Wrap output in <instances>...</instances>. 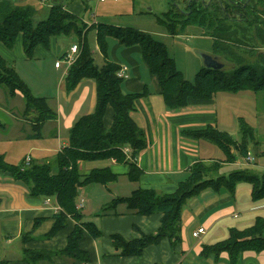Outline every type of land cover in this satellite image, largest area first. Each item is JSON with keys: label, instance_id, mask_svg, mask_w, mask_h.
Instances as JSON below:
<instances>
[{"label": "trees", "instance_id": "obj_1", "mask_svg": "<svg viewBox=\"0 0 264 264\" xmlns=\"http://www.w3.org/2000/svg\"><path fill=\"white\" fill-rule=\"evenodd\" d=\"M175 9L157 18L171 36H180L189 25L202 30V36L208 37L213 43L214 56L220 55L234 64L228 73L201 69L197 72L194 82L185 80L177 70L174 60L166 53L165 45L152 39L148 34L130 28H120L97 23L89 27L96 32V44L102 54L104 64L101 68L94 66L92 51L89 49L86 33L81 35L78 25H86L64 6L53 0L49 7L47 18L32 23L34 10L31 7L11 6L6 0H0V43L12 48L18 37L28 58L32 57L38 46L47 47L52 37L68 36L74 33L79 40V54L69 67L65 78L67 89L74 88L81 80L90 79L95 83L96 105L92 114L80 117L68 133L67 146L57 154L52 163H35L25 160L17 166L7 164L0 156V171L9 174L13 180L26 185L29 194L36 197H54L60 207V212L54 215V225L49 235L55 234L65 225L66 218L76 222L68 236L67 245L60 253L64 257L79 260L88 264V255L81 251L78 242L86 231L90 237L97 239L100 231L92 223H81V214L75 208L78 190L81 187L94 184L108 185L117 176L109 168L93 170L81 174L79 162L95 160H114L116 163L127 164V176L132 182H137L142 175L134 162L127 161L121 153V148H131V158L145 148L146 139L131 118L135 102L144 93H124L123 78L117 77L118 65L106 60L107 38L111 37L125 47L138 46L142 60L149 72L156 76L161 88V96L167 110H176L186 105L189 98L210 99L218 93L234 94L247 90L261 95V106L264 110V63L260 60L252 64H242L236 49L224 46L225 41H232L238 48L244 47L251 52L264 49V0H182L185 9L176 7L175 0H169ZM173 15V16H172ZM263 57L262 53L257 55ZM62 58V57H61ZM220 58V57H218ZM0 87L8 96L16 92L24 99L26 116L34 114L30 119L31 135L29 138H40L44 123L54 119V113L48 108L46 99L35 97L26 84L16 74L14 68L0 56ZM113 111V122L110 128H105L103 117L106 108ZM3 126L0 124V128ZM240 133L242 142H235L227 133L214 128L192 133L199 140H206L218 147L225 155V161L233 163L231 148L238 149L245 158L248 150L244 138L250 135V130L242 125ZM260 155H264V151ZM220 165L217 163H195L191 166L185 180L178 183L172 194H161L153 189H137L127 198L113 200L103 208V213L111 212L118 204L139 216L160 214V226L153 235H143L138 239L125 241L118 235H112L111 241L122 257H137L151 245L167 239L175 247L180 243V214L185 202L203 190L227 189L233 192L239 182L251 185L252 198L264 197V173L261 176L246 171H237L227 176L216 174ZM56 172H52V168ZM264 250V219L258 218L255 223L244 230H231L228 239L204 248L205 255H218L226 252L231 262L237 260L244 251ZM48 255L28 252L24 253L27 264H36L38 259ZM0 264H6L0 261Z\"/></svg>", "mask_w": 264, "mask_h": 264}, {"label": "crops", "instance_id": "obj_2", "mask_svg": "<svg viewBox=\"0 0 264 264\" xmlns=\"http://www.w3.org/2000/svg\"><path fill=\"white\" fill-rule=\"evenodd\" d=\"M65 9L76 15L72 3ZM18 38L22 49L20 61L37 59L35 51L38 47L44 50L53 48L54 52H57V48L50 45L51 40L55 38L52 37L47 47H36L32 57L28 58L24 53L21 38ZM69 48L67 46L54 63L61 59ZM10 49L7 48L9 50L7 52H10ZM137 54L142 60L138 46L125 47L116 41L112 44L110 55L106 54L105 57L107 61L125 69L122 83L124 93H144L136 100L130 115L146 139L145 148L134 160L142 175L137 182L130 181L127 176V164L116 163L114 160L78 163L81 174L109 168L117 176L116 180L107 186L94 184L78 190L75 208L77 209L80 203L83 204L81 209H77L81 214V223H92L101 233L99 238L93 239L83 231L78 242L79 249L88 255V264H264V250L244 251L234 262L230 261L226 252H220L218 255L213 253L205 255L203 252L206 246L228 239L231 230L241 231L251 227L258 218L264 219V197L253 199L251 185L243 182L237 183L233 192L224 188L218 191L206 189L187 200L180 214L178 246L173 247L167 239H162L158 244L146 247L137 257H122L120 251L115 249L111 241L112 235H118L125 241L138 239L143 235H153L160 226L161 215L154 213L139 216L128 211L122 204L116 205L111 212L103 213V208L110 205L113 200L127 198L137 189H153L161 194H172L176 191L178 183L187 178L191 166L198 162L221 165V169L224 168L223 174L219 171L216 173L218 176H227L237 169L235 161L233 163L225 161V155L218 147L192 135L206 127L227 133L231 116L225 114L227 107L220 106V100H227L221 96L229 94L218 93L210 99L189 98L184 107L167 110L158 79L149 72L142 60L145 68L143 69ZM0 56L14 68L31 91L24 74L19 72L17 63L9 62L2 54ZM53 58L52 55H46L42 59L48 62ZM62 65L59 68L54 66V69L58 70ZM68 69L69 67L65 65L63 76L58 78L55 84L54 96H37L31 91L35 97L45 98L48 108L55 115L54 119L44 123L40 138H29L30 119L35 116L34 114L26 116L23 109L19 117L9 110L12 108L8 107L11 105L8 102L1 107L0 124L3 127L0 131L5 130L2 118L5 112H9L12 118L20 123L15 138L0 135V156L7 164L17 166L26 157L35 163H52L57 154L67 146L68 133L74 123L80 117L94 112L96 105L94 81L83 79L74 88L67 89L65 78ZM5 95L11 100L20 98L24 106V99L20 93L16 92L10 97L5 91ZM48 101H52L53 104H49ZM112 122L113 111L107 107L103 117L104 127L110 128ZM118 180H122L121 183ZM114 184L116 192L111 190ZM104 191L107 192L108 198ZM105 198L106 201L103 203ZM46 199H50L49 203H46ZM88 203L98 204L99 209L104 206L101 209L102 214H86ZM55 206L59 205L54 197L31 196L26 185L0 171V261H5L6 264H27L24 261V253L28 251L48 255L38 259L36 264H85L60 254L76 225L73 219L66 218L64 227L49 235L55 222ZM200 228H204V233L200 234L198 239L193 238L192 233Z\"/></svg>", "mask_w": 264, "mask_h": 264}, {"label": "rangeland", "instance_id": "obj_3", "mask_svg": "<svg viewBox=\"0 0 264 264\" xmlns=\"http://www.w3.org/2000/svg\"><path fill=\"white\" fill-rule=\"evenodd\" d=\"M6 1H8L11 6L23 8L31 7L34 10L32 16V23L34 26L37 23L46 20L49 7L53 3V0ZM203 1L207 2L208 0ZM58 2L61 3L64 8H68L70 3H72L74 13L86 25L85 28L78 25V30H82L81 35L87 32L86 40L89 49L92 51L93 64L98 68H101L104 64V59L96 44L95 29H89V26L96 23H103L107 26L113 27L130 28L150 35L152 39L165 45L166 53L174 60L177 70L185 80L191 83L194 82L197 72L201 69H205L202 56L214 55L212 40L208 37L202 36L201 33L203 32L197 26L189 25L185 28L182 35L171 36L167 33L164 25L157 22V18H162L163 14L171 9H175L172 7L169 0H119L118 2H114L113 0H105L104 2H99V0H58ZM175 5L182 10L185 9L182 0H175ZM1 20L0 16V21ZM232 41H225L223 45L235 48L237 55L244 59L242 60V64L250 65L258 60H260L261 63H264V58L257 56L259 53L264 55V49L251 52L250 49L246 50L244 47L238 48L237 44ZM78 42L77 35L74 33L68 36L61 35L55 37L51 40L50 45L51 47H56L57 52H54L53 48L44 50V48L38 47L35 51V57L37 59L23 62L20 61V58H22V49L20 39L18 38L15 45L10 49V52H7L9 50H7L5 46L0 45V55L2 54L5 56L9 62L14 61L17 63L19 72L24 74L29 83L28 86L34 95L49 97L54 96L55 84L58 81V78L63 76L65 70V65H62L60 69L55 70L53 65L54 60L67 46L69 48L73 43L78 45ZM114 43H116L115 39L111 37L107 38L106 53L108 56L110 55V50ZM46 55H52V57H54L53 60L48 62L43 60V56ZM137 56L139 57V62L142 64L140 56L138 54ZM218 57H220L219 62L224 65V73H228L234 68V64L227 61L226 57L220 55H218ZM58 60L61 61V59ZM32 67L33 69H31ZM142 67L145 69L143 64ZM5 91L4 88H0V113L1 107L3 108V106H5L4 103L8 102L11 104L8 107L12 108L9 110H12L13 113L20 117L24 109L21 99L13 98V100H11V98L5 95ZM221 97L226 98L227 100H220V106H226L225 114L231 116V124L227 131L228 135L239 144L243 139V136L240 133V126L244 125L250 130V135H247L244 140L248 153L250 154V157L253 158V161L250 164H247L244 161L245 159L240 155L238 149L232 147L231 153L234 157L235 165H237V169L233 172L246 171L250 174L261 176L264 173V155H260L261 152L264 151V110L261 106V95L259 93L243 90ZM48 102L49 104H53L52 101ZM3 114L4 116L2 118L5 124V130L0 131V135L5 134L8 138H15V136L18 135L20 123H17L9 112ZM44 140H46V138H44ZM220 166L216 173L220 171L219 173L223 174L224 168L221 169ZM52 172H56L55 167L52 168ZM118 181L121 183L122 180ZM244 184L248 183L245 182ZM112 186L111 190L116 192L117 189L115 184ZM103 193L104 195H107V192L104 191ZM106 198H108V195ZM106 198L102 201L103 203L106 201ZM103 207L104 206H101V209ZM99 208L100 206H98V204L91 205L88 203L85 212L86 214L94 213L99 215L100 213L102 214V211Z\"/></svg>", "mask_w": 264, "mask_h": 264}, {"label": "built area", "instance_id": "obj_4", "mask_svg": "<svg viewBox=\"0 0 264 264\" xmlns=\"http://www.w3.org/2000/svg\"><path fill=\"white\" fill-rule=\"evenodd\" d=\"M105 0H99V2H104ZM114 2H117L118 0H113ZM79 45L77 44H73L71 45V47L69 48L68 52L65 53L62 58H61V61L60 60H57L55 63H54V66L56 68H59L60 65L62 64H65L67 67H70L74 61L76 60V58L78 57V54H79ZM124 71L125 69L124 68H120L117 72V77L118 78H124L125 75H124ZM121 153L124 155L125 159H127L128 161H131V162H134L135 159H132L131 158V148L128 147V146H125L123 148H121ZM30 161L29 157H26L25 158V164H27L28 162ZM253 161V158L250 157V154L247 153L246 157H245V162L250 164L251 162ZM50 199H46V203H49ZM83 207V204L80 203L78 206H77V209H81ZM54 211L55 213H58L60 212V207L59 206H55L54 208ZM204 233V228H200V229H197L196 231H194L192 233V237L195 238V239H198L199 235Z\"/></svg>", "mask_w": 264, "mask_h": 264}, {"label": "water", "instance_id": "obj_5", "mask_svg": "<svg viewBox=\"0 0 264 264\" xmlns=\"http://www.w3.org/2000/svg\"><path fill=\"white\" fill-rule=\"evenodd\" d=\"M203 65L205 69L213 70V71H220L224 68V65L219 62V58L217 56H202Z\"/></svg>", "mask_w": 264, "mask_h": 264}]
</instances>
